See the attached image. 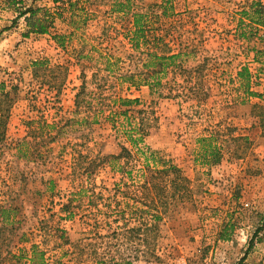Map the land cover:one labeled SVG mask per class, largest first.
Returning <instances> with one entry per match:
<instances>
[{"label": "rangeland", "instance_id": "374dc122", "mask_svg": "<svg viewBox=\"0 0 264 264\" xmlns=\"http://www.w3.org/2000/svg\"><path fill=\"white\" fill-rule=\"evenodd\" d=\"M78 1L74 20L57 18L49 33L23 37L24 17L14 23L18 12L0 0V82L14 97L0 124V206L16 207V222L0 218V230L20 255L0 264H264V229L255 236L264 222V54L256 52L264 43L237 27L241 18L250 23L240 11L254 0ZM23 3L54 10L52 0ZM133 13L146 25L138 49ZM183 48L186 67L203 66L200 102L170 95L185 76H161L154 92L122 76L141 70L146 51ZM244 66L250 91L261 96L247 93L238 76ZM120 97L140 100L133 108L142 112L130 120L147 121L143 153L128 141L121 115L112 118ZM213 130L242 138L219 164L204 165L197 138ZM23 138L31 148L19 158ZM122 146L130 156L111 158ZM147 161L181 168L192 194L158 227L137 232L143 218L154 223V212L139 211Z\"/></svg>", "mask_w": 264, "mask_h": 264}, {"label": "trees", "instance_id": "16d2710c", "mask_svg": "<svg viewBox=\"0 0 264 264\" xmlns=\"http://www.w3.org/2000/svg\"><path fill=\"white\" fill-rule=\"evenodd\" d=\"M5 4L11 6L18 15L14 19V23L17 22L18 19L24 17L27 30L23 33V37H29L31 34H47L50 32V29L55 24V20L57 18H61L65 20L69 18L70 20H74V14L76 10V6L79 3L78 0H52L54 4V10H49L46 8H32V7H24L22 6L23 0H3ZM19 4L21 5L19 7ZM166 9V8H165ZM121 10H123L121 8ZM165 12V11H164ZM70 13V16L67 17L64 14ZM242 16H246L249 18L250 23H245L244 19L241 18L239 20V24L237 27H242L243 25L249 27L251 30L248 32H241V36L244 38H251L249 36H255L260 42L264 43V1L263 0H254L250 2L247 7H243L242 11H240ZM133 24L135 29L133 31V35L130 39L134 48L138 49L141 45V38H145V30L146 25L143 21L144 14L143 13H133ZM56 38L59 40L62 46L65 45V35L58 34ZM156 41L159 38H154ZM144 40V39H143ZM147 41H145L146 43ZM149 50V49H148ZM187 48L180 49L177 53H164L160 54L157 51H146L144 54L142 61L141 70H137L135 72L127 71L122 76L125 80L130 82L131 86L135 88H140L141 86H148L151 91H155L158 87L161 86V76H166L169 73H173L174 75L185 76V79L181 83L175 82V86L177 89H173L170 95L175 97H185L186 99H192L196 102H200L203 100L202 94L206 95L207 92L204 91L199 85V78L202 74V65H196L193 67H186L185 61L189 52ZM257 53L264 54V46L256 49ZM44 63V59H36L32 61L33 65H41ZM189 75V79L187 80V76ZM238 76L241 80H243V84L247 89V93L255 94L256 96H261V94H256L254 91H250V71L247 66H244L238 72ZM193 81V85L189 83ZM198 81V82H197ZM85 87L84 85L81 87V91L76 95V103L79 105V99L82 95H84ZM177 90V93L173 95V92ZM251 92V93H250ZM118 102L121 103V109L119 111H115L114 115H121V122L128 123V129H125L124 133L128 138V141L136 147L140 152H144L142 147H139L140 143H144L145 135L147 134L146 129V119L144 117H140L139 121H131L130 119H134L136 117L135 113L138 115L142 112V110H138L133 108L134 105H138L140 100L123 98L120 97L117 99ZM14 101V97H12V92L6 91L4 88V83L0 82V124L4 125L5 119L7 118V114L9 112V108L11 107ZM116 102V101H115ZM37 138V137H35ZM242 137H234L231 132L219 133L218 131H210L209 135L200 136L197 138V143L199 144V148L197 151L198 160L201 161L204 165H216L219 164L224 157V153L226 152L228 145L232 140ZM248 141V138H246ZM31 141L27 138H23L17 142V154L19 158L27 157L29 155ZM25 147H29V150L23 152ZM130 156V150L122 146L121 154L114 155L111 158L119 159L128 158L126 155ZM147 158V157H146ZM148 160V158H147ZM147 161L144 163L143 170L140 175L139 182V192L141 194L140 200L142 206L139 211L142 213L154 212L151 218H153L154 223H148L143 218L142 225L135 229L137 232L143 230L142 226L145 229H155L158 227L156 222L162 219V216L169 212L172 204L174 205L176 202L184 203L191 196L192 189L190 186V180L186 177L178 166L175 165H166L163 168H153ZM172 200H174L172 202ZM11 210H16V207L13 206L12 203L9 206H0V218H2V223H12L16 222V219H11L10 213ZM148 210V211H147ZM264 229V222L262 226L257 229L255 232V236ZM3 230H0V259H6L8 255L11 258H15L18 260L20 255H16L9 249V244L12 242L8 241L5 243L4 236L2 234ZM22 237H20L21 239ZM221 238L228 239V235H226L225 231H222ZM254 246V238H252L248 252ZM37 246H33V252H36ZM156 259L154 253L151 254Z\"/></svg>", "mask_w": 264, "mask_h": 264}, {"label": "crops", "instance_id": "0c3cea01", "mask_svg": "<svg viewBox=\"0 0 264 264\" xmlns=\"http://www.w3.org/2000/svg\"><path fill=\"white\" fill-rule=\"evenodd\" d=\"M262 46H264L263 44H261Z\"/></svg>", "mask_w": 264, "mask_h": 264}]
</instances>
